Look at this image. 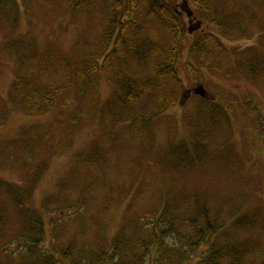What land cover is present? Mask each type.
Returning <instances> with one entry per match:
<instances>
[{
	"label": "rangeland",
	"instance_id": "374dc122",
	"mask_svg": "<svg viewBox=\"0 0 264 264\" xmlns=\"http://www.w3.org/2000/svg\"><path fill=\"white\" fill-rule=\"evenodd\" d=\"M0 1V264H26L6 251L32 231L18 194L41 221V251L73 246V259L92 260L116 240L137 243L168 202L186 235L207 217L220 226L191 264L203 263L207 245L220 249L217 264H234L230 245L243 250L236 264H264V0H186L189 24L181 0H156L199 25L175 75L161 76L173 49L165 28L178 24L157 7L131 14L128 1L113 21V0L76 13L69 0H9L5 10ZM92 61L94 80L75 75ZM124 84L139 96L127 117L158 112L149 126L113 124ZM182 153L196 162L178 164Z\"/></svg>",
	"mask_w": 264,
	"mask_h": 264
},
{
	"label": "trees",
	"instance_id": "16d2710c",
	"mask_svg": "<svg viewBox=\"0 0 264 264\" xmlns=\"http://www.w3.org/2000/svg\"><path fill=\"white\" fill-rule=\"evenodd\" d=\"M14 1V0H12ZM90 0H69L68 1V8L70 13H76L78 11H81L82 7L85 6L87 2ZM131 6V14H135L140 8L141 4L147 6V10L149 14L156 15V13H151L152 8L157 7L159 10H163L164 17L167 19H171L174 21H177V28H173L171 25L167 26L165 29L167 31L171 32V35L173 37V49L171 52L169 51V58L170 59V67L169 71H166L163 69L160 72L159 69L156 70V74L158 76H161L164 73H173V67L176 61L177 56L181 54V46L183 43V39L187 34H195L196 29H198L199 25L195 24V29L186 27L185 24L180 23L177 16L170 12L166 8H162L158 5L156 0H127V4L125 3V0H113L114 6L112 7V19L114 21L116 15L119 11L122 9H126L125 7H129V3ZM1 3V1H0ZM14 3V2H13ZM4 10L9 8V0H3L2 2ZM16 6V4L14 3ZM188 2L186 0H181L176 6L179 9V12L181 16L184 18L185 21L188 22V24L191 22L189 18H187V15L189 14V8H188ZM1 6V4H0ZM125 6V7H124ZM18 8H16L17 10ZM129 9V8H128ZM174 9V8H173ZM129 10L127 12L130 13ZM176 11V10H175ZM5 13L4 11L2 14ZM132 19H134V15L132 16ZM128 22V21H127ZM212 23L215 24V21L212 19ZM199 24V23H198ZM115 25H111L109 31L115 30ZM185 29V30H184ZM192 31V32H191ZM210 39L216 40L213 37H208ZM14 45H17L15 43H11L8 48L12 49ZM24 51L27 49V44L23 45ZM12 54H16L13 49L10 50ZM21 59H22V54ZM111 56L110 58H112ZM109 58V59H110ZM202 59V57H200ZM169 63V61H168ZM89 64V65H88ZM172 71H171V70ZM100 71V66L97 64L96 61H92L90 63L85 62V67L83 71L75 72V75L79 76L82 80L86 79L88 81L94 80V76L97 75ZM171 75V74H170ZM139 92V91H138ZM56 94V93H55ZM139 98V96L136 94V90L134 89V86H131L129 84H124L121 89V94L115 97V99H119L116 104L113 102L114 106L111 107V112L115 118V123L113 124H120L124 122V124H137L141 127V125L145 126L148 124V126L153 122V120L158 117V112H151L145 114V116H136L132 115L130 117H127V108L131 103H134L136 97ZM31 98V97H30ZM186 98V97H185ZM183 98V99H185ZM119 108V109H118ZM117 109L119 111H117ZM117 113V115H116ZM121 118V119H120ZM112 122V121H111ZM176 150H174L175 152ZM179 156L182 157V161H176L179 163H186L189 164L190 161L196 162L195 159L185 158L187 154H180ZM180 160V159H179ZM195 160V161H194ZM0 188H4L3 184H0ZM18 194V193H16ZM27 194H25L23 197L22 195L18 194L15 198V205L18 213L23 217L30 220L31 227L29 229H32L31 232H29L27 229L23 231V233L19 236L18 244L21 247L16 246L15 251L18 252V254H21L20 257L15 255V251H9L6 250L7 253L13 254L12 256H15V258L21 259L26 264H191L192 260L196 258L198 253H200L202 245L208 241L209 235L212 233H217L220 230V226L218 223H213L212 221H209L208 217L204 219L203 226L200 227L198 232L192 236L184 234L178 226L173 222L172 219H169L171 214L173 212V209H175L174 206H170V204L167 202L165 205H160L158 211H156V215L158 213L160 214L157 221L153 222L151 226L145 230H142V235L138 236V242H130L121 240V242L114 241V245L109 250H103L100 249L99 253L90 260L88 256H83V252L79 251L77 253L78 259H73L74 256L71 255L70 248L73 246H67L62 249L63 253L61 255H56L52 252H46L42 249H40L41 244L43 243V236H41V221L38 218L37 214L34 213V216L30 215L31 213L24 210L25 205V197ZM202 210V209H200ZM199 213V212H198ZM198 213L194 216H191L192 218L197 217ZM162 218V219H161ZM195 224L194 219H188L186 221V225L188 227H192ZM241 227V226H240ZM34 232V233H33ZM38 232V233H36ZM213 245H217L213 243ZM43 246V245H42ZM156 247L157 252L153 253L154 248ZM207 251V257L206 259H203L202 264H217L218 259L220 257V249H214L211 250V247H208ZM211 250V251H210ZM224 253V252H221ZM23 254V255H22ZM225 256L227 259H232L233 263L239 261L242 262V259H244L243 256V250L240 249L236 245H230L228 246V249L225 253ZM25 259L28 261H25ZM220 260V259H219ZM88 261V263H87Z\"/></svg>",
	"mask_w": 264,
	"mask_h": 264
}]
</instances>
